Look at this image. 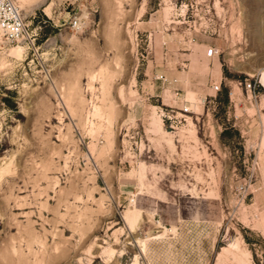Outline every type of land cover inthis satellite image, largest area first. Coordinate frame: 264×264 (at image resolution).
I'll return each mask as SVG.
<instances>
[{
  "label": "rangeland",
  "instance_id": "374dc122",
  "mask_svg": "<svg viewBox=\"0 0 264 264\" xmlns=\"http://www.w3.org/2000/svg\"><path fill=\"white\" fill-rule=\"evenodd\" d=\"M15 1L0 264H264V0Z\"/></svg>",
  "mask_w": 264,
  "mask_h": 264
},
{
  "label": "built area",
  "instance_id": "2783aa9c",
  "mask_svg": "<svg viewBox=\"0 0 264 264\" xmlns=\"http://www.w3.org/2000/svg\"><path fill=\"white\" fill-rule=\"evenodd\" d=\"M81 20L73 17L71 25L79 28ZM0 36L9 42L27 41L32 38L27 25L22 18L21 9L15 0H0ZM214 50H208V56L214 54ZM251 88V84H246Z\"/></svg>",
  "mask_w": 264,
  "mask_h": 264
},
{
  "label": "bare ground",
  "instance_id": "6f19581e",
  "mask_svg": "<svg viewBox=\"0 0 264 264\" xmlns=\"http://www.w3.org/2000/svg\"><path fill=\"white\" fill-rule=\"evenodd\" d=\"M127 213V212H126Z\"/></svg>",
  "mask_w": 264,
  "mask_h": 264
}]
</instances>
